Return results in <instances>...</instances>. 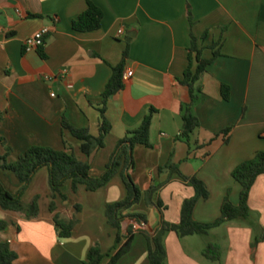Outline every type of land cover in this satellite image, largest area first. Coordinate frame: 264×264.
<instances>
[{
    "label": "crops",
    "instance_id": "1",
    "mask_svg": "<svg viewBox=\"0 0 264 264\" xmlns=\"http://www.w3.org/2000/svg\"><path fill=\"white\" fill-rule=\"evenodd\" d=\"M89 2L103 10L102 26L76 31L73 22ZM43 28L50 29L44 55L39 49L27 50L26 40ZM121 29L125 33L119 36ZM130 30L136 34L131 41ZM192 34L203 58L212 59L217 51L220 56L199 81L202 94L193 111L201 125L187 141L180 138L182 106L192 98L182 81L190 64ZM127 49L124 74L133 75L124 77L123 89L108 101L112 129L103 148L85 155L81 140L63 129V118L99 135L103 94ZM63 70L65 78H45ZM223 84L230 87L229 100L223 97ZM152 108L157 112L151 146L135 148L132 175L142 190L165 183L159 192L167 206L165 220L179 222L184 201L195 195L179 174L160 171L170 161L179 164L183 174L197 175L210 191L209 199L197 204L196 220L219 218L228 193L239 204L242 187L233 171L264 151V0H0V137L12 148L8 163L40 145L74 151L91 163L92 177H100L118 141L138 128ZM231 126L227 143L222 132ZM5 152L0 146V156ZM2 164L0 159V180L17 195L22 184ZM48 177V170H41L23 196L25 203L39 196L38 217L27 219L0 207V218L9 222L0 239L18 254L16 264H84L96 243L115 254L116 230L108 224L105 209L127 195L121 175L97 191L84 185L74 191L68 181L63 187L67 199H55V212L50 209ZM249 204V218L228 221L207 234L180 237L165 232L167 264H264V175L255 182ZM132 211L146 213L148 223L142 227L126 220L125 232L129 226L157 231L162 218L157 207L142 201ZM56 214L75 221L71 237L59 236ZM209 244L221 246L219 260L204 255ZM116 264H150L148 240L139 230L130 251Z\"/></svg>",
    "mask_w": 264,
    "mask_h": 264
},
{
    "label": "trees",
    "instance_id": "2",
    "mask_svg": "<svg viewBox=\"0 0 264 264\" xmlns=\"http://www.w3.org/2000/svg\"><path fill=\"white\" fill-rule=\"evenodd\" d=\"M32 16L41 17L37 14H32ZM103 18V10L93 2H89L88 8L74 20L73 28L79 32L95 31L101 28ZM190 20L191 24L194 25V19L191 17ZM196 42L197 39L192 34L190 64L182 81L189 86L192 98L190 104L182 106L184 125L180 138L187 141L201 125L199 117L193 111V105L201 98L202 94L199 81L216 57L220 56V51H217L212 59L203 58L201 50L196 48ZM43 48L44 46L39 49L41 54H43ZM195 53L196 56H194ZM128 57L129 49L125 51L120 64L113 67L112 77L106 85L103 94V106L100 109L99 135H93L89 128L75 127L66 118H63V129L69 130L76 138L81 140V151L85 155L90 156L105 146V139L112 129V123L106 115L107 104L109 99L124 87V72ZM195 62L197 63L196 66ZM222 92L223 97L229 100L230 87L223 84ZM156 112L155 108L150 109L144 116L140 126L128 131L118 141L104 173L96 178L91 175V163L89 161L79 159L74 151L57 150L52 147L34 145L24 154H21L15 162L8 163L12 148L7 146L4 138L0 137V146L5 147L6 151L3 156H0L3 161L2 167L14 172L22 184L19 193L13 195L0 180V207L4 210L20 213L27 219L38 217L40 214L39 196L35 197L31 203H25L23 196L31 187L37 174L43 169L48 170L49 187L52 193L50 205L52 212L57 209L55 199L58 196L67 199V196L63 193V187L68 181L72 182L74 191H77L80 185H84L89 191H97L106 187L116 175L120 174L126 186L127 195L120 201L108 204L105 209L108 224L116 230V241L113 247L116 252L113 255H111V252H104L101 245L96 243L91 247L84 264H103L107 257H111L109 264H116L121 257L130 251L137 230L144 234L148 240L150 264H167V251L162 241L165 232L174 231L180 237L201 235L207 234L210 230L220 227L228 221L249 218L251 215L249 204L251 190L257 179L264 175V151L257 152L253 158L242 162L235 168L233 177L242 187L240 203L234 204L230 198V193H228L222 204L221 216L212 222H201L194 217L199 201L207 200L210 197V191L205 182L197 175L188 176L183 174L179 164L172 161L161 167L160 171L166 169L170 173L179 174L181 179L195 190V195L186 199L183 203L180 221L171 223L165 220L164 210L167 206L159 198V192L165 183L152 184L147 190H142L132 175L136 167L135 148L138 145L151 146V130ZM2 120L3 116L0 114V122ZM233 128L234 126L228 127L222 132L227 143ZM142 201H145L148 206L157 207L160 211L162 218L157 231L153 233L145 228L136 229L134 226H129L125 232L124 223L126 220H134L142 227L148 223L146 213L132 211ZM54 219L60 230L59 236L71 237L75 228V221H66L59 214H56ZM8 227L9 222L0 218V233ZM204 255L211 260H219L221 258V246L219 244H209L204 251ZM17 259L18 254L11 248L10 243L0 239V264H16Z\"/></svg>",
    "mask_w": 264,
    "mask_h": 264
},
{
    "label": "built area",
    "instance_id": "3",
    "mask_svg": "<svg viewBox=\"0 0 264 264\" xmlns=\"http://www.w3.org/2000/svg\"><path fill=\"white\" fill-rule=\"evenodd\" d=\"M50 29L49 28H43L36 32L33 36L28 38L25 42V46L27 50H33V49H40L45 45L46 36L48 35ZM125 31L123 29L119 30L118 35L122 36L124 35ZM67 74L66 70H63L57 74L52 75H46L45 78L49 81H56L58 79L65 78ZM133 75V71L126 72L124 74V77L128 78ZM53 96H55V93H52Z\"/></svg>",
    "mask_w": 264,
    "mask_h": 264
},
{
    "label": "water",
    "instance_id": "4",
    "mask_svg": "<svg viewBox=\"0 0 264 264\" xmlns=\"http://www.w3.org/2000/svg\"><path fill=\"white\" fill-rule=\"evenodd\" d=\"M135 35H136L135 32L133 30H130L128 32L129 41H131L133 39V37H135Z\"/></svg>",
    "mask_w": 264,
    "mask_h": 264
}]
</instances>
